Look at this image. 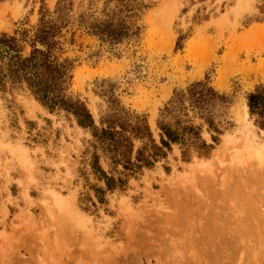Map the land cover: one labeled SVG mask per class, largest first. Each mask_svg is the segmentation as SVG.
Here are the masks:
<instances>
[{"label":"rangeland","instance_id":"rangeland-1","mask_svg":"<svg viewBox=\"0 0 264 264\" xmlns=\"http://www.w3.org/2000/svg\"><path fill=\"white\" fill-rule=\"evenodd\" d=\"M80 1L75 11L89 7ZM141 1L139 39L111 45L78 31L66 44L71 93L97 121L117 97L159 138L175 90L208 77L232 99V126L210 158L184 161L175 147L101 204L82 162L89 132L26 87L0 89V264H264V130L242 114L264 83V0ZM41 4L0 3V34L35 24Z\"/></svg>","mask_w":264,"mask_h":264},{"label":"trees","instance_id":"trees-1","mask_svg":"<svg viewBox=\"0 0 264 264\" xmlns=\"http://www.w3.org/2000/svg\"><path fill=\"white\" fill-rule=\"evenodd\" d=\"M45 1L41 0L35 24L22 23L12 34H0V89L26 87L51 113L65 112L89 132L82 162L97 181L90 186L101 204L108 202V194L126 191L132 178L167 160L175 147L184 161L211 157L221 135L232 126L228 119L232 99L208 77L175 90L160 109L159 138L146 113L125 107L117 97H108V109L97 121L87 102L70 91L76 60L66 55V44L76 41L78 31L111 45L139 39L140 13L147 4L106 0L99 12L95 0H90L89 7L75 11L74 0H58L48 11ZM180 40L177 49L182 48ZM107 94L104 90L100 95ZM247 106L256 126L264 130V83L248 93Z\"/></svg>","mask_w":264,"mask_h":264},{"label":"bare ground","instance_id":"bare-ground-1","mask_svg":"<svg viewBox=\"0 0 264 264\" xmlns=\"http://www.w3.org/2000/svg\"><path fill=\"white\" fill-rule=\"evenodd\" d=\"M242 114L244 116H246V114L248 115V107H247L246 103H244V105L242 106Z\"/></svg>","mask_w":264,"mask_h":264}]
</instances>
